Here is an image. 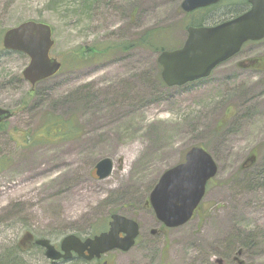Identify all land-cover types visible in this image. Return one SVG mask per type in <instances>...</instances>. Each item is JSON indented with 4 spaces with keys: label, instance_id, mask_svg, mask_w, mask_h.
I'll use <instances>...</instances> for the list:
<instances>
[{
    "label": "rangeland",
    "instance_id": "374dc122",
    "mask_svg": "<svg viewBox=\"0 0 264 264\" xmlns=\"http://www.w3.org/2000/svg\"><path fill=\"white\" fill-rule=\"evenodd\" d=\"M182 2L0 0V107L13 112L0 129V255L28 229L60 247L119 213L141 234L128 252L106 253L110 264H264V69L225 64L168 85L158 56L186 41ZM28 20L51 25L52 56L63 64L34 86L22 73L29 58L2 42ZM250 46L264 56V40ZM49 116L71 121L77 135L40 141ZM193 146L219 171L194 219L170 229L147 202ZM103 158L115 165L100 180ZM19 253L24 264L96 263H53L35 246Z\"/></svg>",
    "mask_w": 264,
    "mask_h": 264
},
{
    "label": "water",
    "instance_id": "95a60500",
    "mask_svg": "<svg viewBox=\"0 0 264 264\" xmlns=\"http://www.w3.org/2000/svg\"><path fill=\"white\" fill-rule=\"evenodd\" d=\"M220 0H185L184 11L208 7ZM251 8L242 15L217 26L190 27L189 37L182 48L164 50L158 56L162 66V79L170 86L185 85L190 81L208 77L222 62L232 58L245 42L264 39V0H248ZM4 48L24 53L29 63L23 75L35 85L57 75L62 62L52 56L56 40L51 25L42 21L28 20L7 29L3 37ZM12 117V111L0 107V125ZM115 163L103 158L96 165L100 180L110 177ZM219 171L214 157L205 147L193 146L185 155V161L166 170L151 191L148 203L153 207L159 222L165 227L177 228L194 217L195 210L205 198L208 183ZM109 229L101 234L81 239L76 234L65 236L60 248L50 239L37 238L25 231L19 245L26 249L34 242L41 246L53 262L71 260L75 254L95 264H108L102 257L116 249L128 252L137 243L141 228L139 222L119 213L110 216ZM157 233V230H153ZM123 234V235H122ZM225 264L223 259L216 260ZM240 264H245L243 261Z\"/></svg>",
    "mask_w": 264,
    "mask_h": 264
},
{
    "label": "flooded vegetation",
    "instance_id": "af4514ba",
    "mask_svg": "<svg viewBox=\"0 0 264 264\" xmlns=\"http://www.w3.org/2000/svg\"><path fill=\"white\" fill-rule=\"evenodd\" d=\"M182 1L184 2L185 0ZM182 4H181V8H182ZM250 8L251 5L248 0H220L219 3L208 5V7L196 8V10L193 11H184L182 8L184 12L183 29L187 34V38H188L190 27L197 28V27L217 26L220 25V23L229 21L232 18L242 15V13L249 11ZM258 41L260 40L245 42V44L240 49V51L234 54L232 58L222 62L220 65H218L215 69L212 70L211 74L208 77L200 78V80L211 77V75H213L214 72L218 70V68H221L222 65L225 64H229L235 68H239V69L245 68L253 71L264 69V56H256V55L251 56L249 53L255 51V48H252L251 46L246 47V45L250 43L254 44V42H258ZM185 42L183 43V45H181L178 48H182ZM148 204L149 203L147 202V205ZM200 209H201V205L194 212V215L197 214V212H199Z\"/></svg>",
    "mask_w": 264,
    "mask_h": 264
},
{
    "label": "trees",
    "instance_id": "16d2710c",
    "mask_svg": "<svg viewBox=\"0 0 264 264\" xmlns=\"http://www.w3.org/2000/svg\"><path fill=\"white\" fill-rule=\"evenodd\" d=\"M153 33H154L153 31L147 32L144 35L143 39L145 40V39L152 37ZM165 49L166 48H162L161 52H163ZM94 53L95 54L97 53L96 50L93 51V54ZM43 122L44 123L39 130L41 133V136H39L41 138L40 141H43V142L47 141L44 139V137H46L48 140L53 139L54 141L55 139L64 140L70 137L73 138L74 136L77 135V129L74 128L71 121H64L63 119L59 117L49 116L45 118ZM5 125L6 123L2 124L0 129H2ZM108 223H109V219H107L103 224L95 225L93 229L94 231L91 236L95 234H100L104 232L105 230H107ZM32 246L39 247L40 249H42V247L36 246L35 244L31 245L30 247ZM26 250L23 249L20 245H17L15 248L14 247L7 248L0 255V264H24L22 256L19 255L20 254L19 252H26ZM74 258H78V257L75 256Z\"/></svg>",
    "mask_w": 264,
    "mask_h": 264
}]
</instances>
